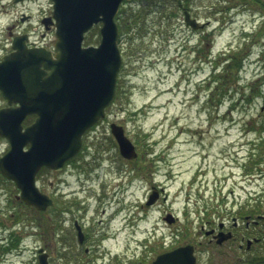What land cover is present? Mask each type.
I'll use <instances>...</instances> for the list:
<instances>
[{
	"label": "rangeland",
	"instance_id": "1",
	"mask_svg": "<svg viewBox=\"0 0 264 264\" xmlns=\"http://www.w3.org/2000/svg\"><path fill=\"white\" fill-rule=\"evenodd\" d=\"M174 2L123 1L119 26L133 27L124 28L123 34L120 29L123 66L115 103L90 133L81 175L68 169L64 176L71 185L82 178L94 186L95 148L101 154L98 163L105 166L96 189L106 193L109 211L123 209L111 221L116 232L112 250L96 259L95 252L77 258L79 251L63 250L65 237L58 234L56 213L23 205L14 184L1 181L0 264H40L38 248L44 246L51 264H144L200 237L203 220L186 217L195 211L194 203L231 211L264 202V0H183L185 8L191 3L188 9L194 17L208 22L201 29L188 27L184 7ZM99 41L97 24L84 45ZM111 122L125 127L139 156L147 148L156 152L148 158H161L157 170L148 171L145 162L143 167L136 161L132 164L138 166L128 163L119 171L117 152L106 150L109 140L99 138L111 132ZM6 146L3 141L0 150ZM153 170V179L165 186L169 199L143 206ZM48 178L59 180L45 175L41 190L48 187ZM93 186L86 185L82 195L92 197ZM8 197L14 202L7 204ZM165 210L178 215L180 222L164 220ZM200 249L208 264L227 260L226 247L204 243ZM252 251L262 254L264 243ZM252 251L244 252L243 264H252Z\"/></svg>",
	"mask_w": 264,
	"mask_h": 264
},
{
	"label": "water",
	"instance_id": "2",
	"mask_svg": "<svg viewBox=\"0 0 264 264\" xmlns=\"http://www.w3.org/2000/svg\"><path fill=\"white\" fill-rule=\"evenodd\" d=\"M123 1L53 0L55 54L15 44L14 51L0 61V88L12 105L0 110V136L10 143L9 150L0 157V171L16 182L19 198L38 210H46L53 202L37 185L39 170L43 166L63 169L82 149L83 134L106 116V108L115 99L123 64L116 16ZM179 2L182 5V0ZM183 19L194 29L205 26L187 9ZM98 23H102L99 44L84 46L86 33ZM17 96L22 100L19 108L14 106ZM27 112L39 116L24 127L21 121ZM111 131L121 154L136 158L137 147L124 126L111 123ZM161 190L153 188L148 205L158 200ZM165 218L170 223L176 219L173 213ZM83 240L80 230L79 241ZM38 252L40 264H51L44 248ZM149 264L199 263L194 245L185 244L158 254Z\"/></svg>",
	"mask_w": 264,
	"mask_h": 264
},
{
	"label": "flooded vegetation",
	"instance_id": "3",
	"mask_svg": "<svg viewBox=\"0 0 264 264\" xmlns=\"http://www.w3.org/2000/svg\"><path fill=\"white\" fill-rule=\"evenodd\" d=\"M1 21L5 22L0 23V61L4 56L14 51L15 44L24 45L27 48L50 50L53 54L57 51L55 47L57 36L55 19L53 18V0H0V22ZM21 101L22 100L18 97L17 100H14V106L19 108L21 106ZM11 106L10 99L0 88V110L10 108ZM38 116L36 112H27L21 122L23 126L26 127L34 123ZM95 127L96 125L85 132L81 151L75 157L67 161L63 169L54 170L43 166L37 173L36 180L38 186L41 187L43 183L45 184L43 179L45 175L54 177L56 175L59 177L57 182L48 178V187L46 186L45 191H42L48 193L53 199L52 204L49 205L44 212L56 213L57 218H55V226L57 230H59L58 234L61 233L65 237L63 250L84 252L87 255L91 252H95L96 259L99 257V254L112 250V244L110 242L116 238V232L111 225V221L114 220L116 215L123 211L121 207L116 211L114 208L109 211L106 193H100L96 189L98 188L97 183L100 172L105 166L98 163V158L101 154H99V152L96 154L95 148L94 158L92 159V162H95V194L92 197L82 195V193L87 190L85 187L86 185L93 186V183L86 184L87 180L81 178L77 180V184L71 185V183L67 182L66 178H64L68 169L79 171L86 165V153H89V148L91 147L88 141L90 133L95 131ZM99 138L102 140H109L108 146L105 147L106 150L110 151L112 149L117 152L119 156H117L119 160V166L117 168L120 172L123 171L126 164H132V162H134L121 154L118 143L111 132L105 133ZM3 141L6 142L7 146L5 149L0 150V157L10 148L8 138L0 136V144H2ZM99 144L104 147L103 142ZM94 145L98 146V142H94ZM28 147L29 145L25 146V149ZM150 150L152 149L147 148L136 160L138 162L141 161L143 167H145V162L148 171L150 169L157 170L159 166L157 162L161 160V158L159 159V157H156L154 159H149V155L156 154L155 151L152 152ZM111 159L112 158H110V160ZM133 166H135V164ZM153 166L154 168H152ZM154 173V170L150 173L152 176V180L150 181V192L153 188H165L162 183L153 179ZM79 175H81V172ZM102 177L104 179V176ZM143 177H147V175L145 174ZM101 180H99V183ZM1 181L12 182L16 190H18L16 199H19L18 193H20V189L17 187L16 182L7 178L0 171V182ZM1 187L0 185V188ZM149 194L150 193H148V196ZM163 195L164 194L160 195L158 201ZM148 196L146 197L145 203L142 204L143 206L147 205ZM158 201L156 203H158ZM13 202L14 200L11 197L7 198V204ZM22 202V204L25 205L24 201ZM29 207L37 209L35 206ZM194 209L195 211L187 212L186 217L188 218L190 214L203 220L200 223L201 234L199 238H194L188 243L194 245L195 255L199 264H208L207 261H203L201 258L200 247L204 243L212 248H227V250L223 252L227 260L219 264H243L244 252L255 250L258 244L264 243V228H262L263 231H260L261 226H264V210L262 211L263 208L260 209L258 206H255V204H251V206H240L237 209L232 208V210L229 211L227 208L222 210L218 208L214 209V206L209 202L202 204L194 203ZM167 213H170V211L165 210V215H163L164 220H166L165 217ZM216 214L219 216L218 219L214 217ZM12 215L15 216L16 212ZM174 215L176 219L172 222V225H177L180 222V217L176 214ZM80 230L84 234L83 242L79 241ZM260 232H262V235H260ZM185 233L188 234V232ZM227 235L230 236L225 238ZM223 237L225 239L223 242L219 243L218 240ZM129 245L130 243L128 242V246ZM44 248L46 250V246H44ZM173 248L175 247L170 249ZM251 257L252 264H264V252L262 254L253 252V256ZM260 257L263 258L262 261H260ZM231 258H234L235 261H231ZM153 259L144 261L143 263L149 264Z\"/></svg>",
	"mask_w": 264,
	"mask_h": 264
},
{
	"label": "trees",
	"instance_id": "4",
	"mask_svg": "<svg viewBox=\"0 0 264 264\" xmlns=\"http://www.w3.org/2000/svg\"><path fill=\"white\" fill-rule=\"evenodd\" d=\"M171 1H173V2L175 1L176 3L174 2V4H175L177 7L180 6L178 0H171ZM190 5H191V3H189V5H188V3H187V8H190ZM185 7H186V6H185ZM123 8H124V7H123ZM123 8H121V10L119 11L118 16H117L118 18L121 17L122 12H125V11H123V10H124ZM135 25H137V22H135ZM124 26H125V25H124ZM124 26L121 25V27H120V29H121V31H122V34H123V30H124V28H129V29H130V28L133 27V26H129V25L126 26V27H124ZM229 65H230V64H229ZM241 66H242V61H241V59L238 58V59L236 60V67H237V69H240ZM133 161H134V160H133ZM136 165H137V164H136ZM259 205H260V206H259L260 208H263V207H264V202H263V203L260 202ZM83 253H84V252H79L77 258H82ZM84 264H86V263H84Z\"/></svg>",
	"mask_w": 264,
	"mask_h": 264
}]
</instances>
